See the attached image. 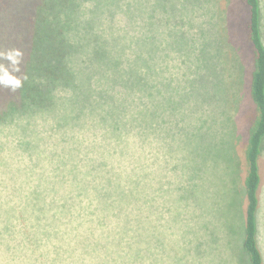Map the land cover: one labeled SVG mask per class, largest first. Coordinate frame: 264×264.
<instances>
[{
    "label": "trees",
    "instance_id": "16d2710c",
    "mask_svg": "<svg viewBox=\"0 0 264 264\" xmlns=\"http://www.w3.org/2000/svg\"><path fill=\"white\" fill-rule=\"evenodd\" d=\"M143 1L0 0V48L18 42L12 47L24 50V71L29 75L24 87L14 94L0 89V123L19 126L26 120L29 127L33 119H38L47 123L45 133L50 135L57 122L66 118L58 114L70 106L69 118L74 122L69 131L80 149L78 156L70 158L65 150L50 152V156L43 150L35 165H26L25 173L14 178L21 185H2L0 245L15 247L16 251L24 244L39 247L63 240L57 229L67 234L73 226V231H99V239L104 240L92 246L96 259L90 264L151 261L146 78H103L83 73L86 66H97L104 55L91 49L94 42H138L143 38L144 26L128 16ZM245 2L248 35L255 54L250 94L256 115L245 153L242 249L249 264H264L259 240L260 161L264 156V0ZM105 26L110 31L116 29L117 36L107 30L100 33ZM104 56L101 61L113 68L126 64L111 51ZM140 61L142 70L144 61ZM83 122L90 132L73 133L76 124ZM126 137L137 147L130 148ZM36 165L42 170L33 173ZM32 174L37 176L36 181ZM125 213L123 235L108 228ZM12 220L18 222L19 239L9 227ZM132 221L135 226L127 227ZM105 230L111 238L105 237ZM16 239L19 242H14ZM79 246L87 247L83 242Z\"/></svg>",
    "mask_w": 264,
    "mask_h": 264
},
{
    "label": "rangeland",
    "instance_id": "374dc122",
    "mask_svg": "<svg viewBox=\"0 0 264 264\" xmlns=\"http://www.w3.org/2000/svg\"><path fill=\"white\" fill-rule=\"evenodd\" d=\"M130 14L144 26L141 40L94 42L91 48L96 54L111 51L126 64L113 68L101 61L103 55L97 66H86L83 73L146 78L149 264H249L242 249L245 153L256 113L250 94L255 54L246 2L144 0ZM101 30L117 36L116 29ZM70 110V106L61 110L58 115L66 118L50 135L45 133L47 123L38 119L29 127L26 120L19 126L0 123V190L2 185H21L14 178L25 173L26 165H35L43 150L46 154L65 150L67 158L79 155L69 131L74 122ZM88 129L86 123H78L73 133ZM35 167L33 173L42 170ZM260 167L259 240L264 254V156ZM62 243L61 239L39 247L23 243L18 251L1 244L0 259L7 255L8 264H57ZM47 255L52 259H44Z\"/></svg>",
    "mask_w": 264,
    "mask_h": 264
},
{
    "label": "clouds",
    "instance_id": "9594fccd",
    "mask_svg": "<svg viewBox=\"0 0 264 264\" xmlns=\"http://www.w3.org/2000/svg\"><path fill=\"white\" fill-rule=\"evenodd\" d=\"M24 50L19 47L0 48V89H6L11 93H16L24 87L26 81L29 80V75L24 71ZM129 141V147L134 149L137 145H133L129 138H125ZM15 169V165H13ZM126 213L121 214L116 224H109L108 228H115L116 232L123 235L126 227ZM131 220V217H128ZM135 222L127 224V227H134ZM9 227L12 228L13 233L16 234V238L19 239V225L16 220H12ZM73 226H69V231L65 234L64 230L57 229L60 235L63 237V243L59 250V258L57 264H90V261L96 259L95 254H92V246L97 243H104L103 239H99L100 232L96 231L88 232L84 229L72 230ZM52 231V229H49ZM105 237L108 236V230H105ZM83 242L87 245L86 248L79 247L78 245ZM45 249L41 248L40 252H44ZM87 252L90 255H85ZM39 255V253H37ZM44 259L50 260L52 257L47 255ZM0 264H8V256L5 255L3 259H0Z\"/></svg>",
    "mask_w": 264,
    "mask_h": 264
}]
</instances>
